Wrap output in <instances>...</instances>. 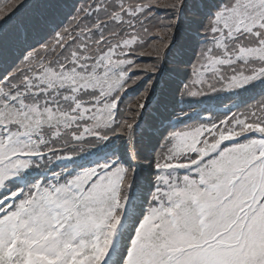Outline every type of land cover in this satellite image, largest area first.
<instances>
[{"label":"snow or ice","instance_id":"6c2138e0","mask_svg":"<svg viewBox=\"0 0 264 264\" xmlns=\"http://www.w3.org/2000/svg\"><path fill=\"white\" fill-rule=\"evenodd\" d=\"M0 264H264V0H0Z\"/></svg>","mask_w":264,"mask_h":264}]
</instances>
